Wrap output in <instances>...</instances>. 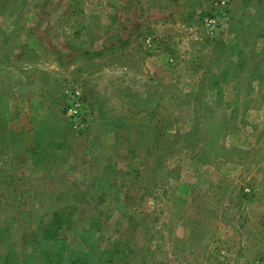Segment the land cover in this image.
<instances>
[{
    "label": "rangeland",
    "instance_id": "rangeland-1",
    "mask_svg": "<svg viewBox=\"0 0 264 264\" xmlns=\"http://www.w3.org/2000/svg\"><path fill=\"white\" fill-rule=\"evenodd\" d=\"M2 228L19 264H264V0H0Z\"/></svg>",
    "mask_w": 264,
    "mask_h": 264
},
{
    "label": "trees",
    "instance_id": "trees-1",
    "mask_svg": "<svg viewBox=\"0 0 264 264\" xmlns=\"http://www.w3.org/2000/svg\"><path fill=\"white\" fill-rule=\"evenodd\" d=\"M21 208H24V202L21 201ZM64 213L59 214V212H54L51 214H47L43 217L41 224H42V234H41V239H44L46 242H49L50 240L56 239L58 242L60 240L57 239L58 235V228L61 226V224L64 222L63 221ZM93 217L90 218V222L88 223V226L93 225L92 224ZM96 222H94L95 224ZM35 236V235H34ZM25 241L29 237L28 235L24 234ZM5 239H7L5 241ZM11 240V235L6 234L5 229H0V264H19L21 257L25 255V252H20L17 258L16 254L14 253L15 250L13 249L12 243L10 242ZM27 242V241H26ZM54 244H47V249L42 250L40 258L46 262V260L52 259L50 256H48L47 251L50 250L53 247ZM50 247V249H49ZM47 250V251H46ZM61 258V256H58L56 259ZM18 262V263H16ZM26 264V262H24ZM52 264H57V263H52ZM60 264V262L58 263ZM71 264H79L78 260H74L71 262Z\"/></svg>",
    "mask_w": 264,
    "mask_h": 264
}]
</instances>
